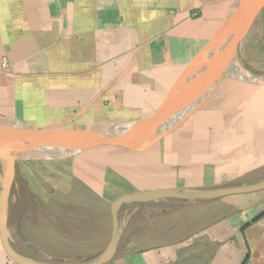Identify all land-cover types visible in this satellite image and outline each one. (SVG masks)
Here are the masks:
<instances>
[{
	"label": "crops",
	"instance_id": "obj_1",
	"mask_svg": "<svg viewBox=\"0 0 264 264\" xmlns=\"http://www.w3.org/2000/svg\"><path fill=\"white\" fill-rule=\"evenodd\" d=\"M232 1L0 0V116L50 136L81 132L97 121L150 116L180 99L185 70L213 36ZM222 88L218 85L182 126L159 140L192 119L190 136L200 114L221 112L211 143L200 147L216 151L194 162L214 164V170L203 167L202 175L192 173L195 181L176 183L191 173L186 162L178 161L175 168L174 162L164 160L157 164L161 170L153 171L143 167L152 164L147 155L152 149L122 154L125 147L110 145L117 152H105L104 162L118 173V184L134 186L131 192L219 187L236 173L227 165L232 164L234 151L238 157L250 153L258 168H264V93L256 95L254 110L244 103L236 109L234 103L226 107L211 103L214 96L224 100L218 93ZM250 125L256 133L252 144ZM204 131L210 134L209 128ZM18 134L31 136L14 131V137ZM247 158L240 163L251 162ZM148 179L154 186L147 184ZM223 200L226 205H217L225 208L223 216L210 217L212 209L202 220L200 214L183 218L185 207L195 210ZM154 214L162 221L155 222ZM127 216L118 251L107 264H264V190L215 202L135 204ZM0 264H16L1 239Z\"/></svg>",
	"mask_w": 264,
	"mask_h": 264
},
{
	"label": "rangeland",
	"instance_id": "obj_2",
	"mask_svg": "<svg viewBox=\"0 0 264 264\" xmlns=\"http://www.w3.org/2000/svg\"><path fill=\"white\" fill-rule=\"evenodd\" d=\"M236 58L244 71L249 70L259 79H264V9L255 19L248 35L243 39L237 50ZM219 86L225 87L218 92L224 95L225 101L214 100V96L211 103L215 105L224 103L225 107L234 103V105L237 104L236 109H240L244 103L248 109L254 110L257 107L256 95L260 91L264 93L262 92L264 91L263 84L243 82V80L232 76L223 78ZM238 97L241 99L238 100ZM244 98L249 100H244ZM213 113L211 116L197 114L194 119L199 117L192 130L193 134L190 136L192 119L163 142L157 141L149 146H142L140 148L142 150L146 149L145 147L152 149V152L147 154L152 158L150 159L152 164L143 167L159 172L161 169L157 164L164 160L170 163L174 162L175 168L184 161L187 164V170L190 169L191 173L184 174L183 179L177 180L176 183L186 180L195 181L192 179V173L202 175V171L205 170L203 167L213 169L214 164L194 163L201 158H207L210 151L212 153L216 151L209 147L200 148L202 143L208 145L210 137L213 136L214 124L218 123L217 119L222 118L221 112L218 116H216L217 113ZM252 113L255 114L256 110ZM0 127L27 128L4 119H0ZM208 128L210 134L204 131ZM249 129V142L252 144L256 141L255 126L250 125ZM19 137L21 136L19 135ZM113 149H115L114 146L105 145L64 160L29 161L18 165L16 183L10 198V227L16 241L15 246L19 251L42 261L79 262L93 259L105 249L111 236L108 233L112 221L111 204L119 195L125 194L122 192H131L135 189L134 186L125 185L126 182L123 185L118 184V173L111 170V167L108 168L109 165L107 166L104 162V153H109ZM140 149L125 147L121 152L122 154H136ZM190 150L192 151L191 155L186 153ZM253 151L252 148L250 152ZM235 152H233L232 164L227 165L232 169V173L234 171L236 173L230 180L222 182L223 185L220 186L255 182L264 177V168H258L260 164L253 161L255 159L250 153L238 157ZM247 156L251 162L240 163L241 159L244 160ZM108 161L112 162V159H108ZM174 170L176 169H169V173ZM1 180L2 163L0 161ZM150 181L148 179L147 184ZM149 186L154 185L149 184ZM101 193L105 196L102 197ZM233 199L238 198L233 197ZM230 200L232 201L229 198ZM216 203L207 207L204 206L206 204H201V208H197L201 209L200 212H197L196 208L192 210V207H185L183 218L185 217V220L194 216L196 218V214H200V220H202L205 216L210 215L212 209L217 211L216 216H223L225 208L217 205L221 203L226 205L224 200ZM134 207L135 205L132 207L123 206L121 210L123 218ZM209 210L211 211L209 212ZM228 210L229 208L226 209V212ZM153 219L155 222L162 221L161 219L156 220L155 214Z\"/></svg>",
	"mask_w": 264,
	"mask_h": 264
},
{
	"label": "water",
	"instance_id": "obj_3",
	"mask_svg": "<svg viewBox=\"0 0 264 264\" xmlns=\"http://www.w3.org/2000/svg\"><path fill=\"white\" fill-rule=\"evenodd\" d=\"M263 9L264 0H233L213 36L185 70L180 99L150 116L129 121H97L81 132L58 136L27 127L39 135L13 137L3 132L7 127H0V239L8 257L16 264H107L115 257L127 225L128 216L119 217L123 206L173 200L197 203L263 191L264 179L210 188H152L124 194L111 204L112 233L109 243L95 258L79 262L42 261L23 254L15 246L10 227V198L20 163L64 160L105 145L139 149L174 132L213 95L223 79L217 77L218 70L237 56L239 46ZM258 82L262 83L264 79Z\"/></svg>",
	"mask_w": 264,
	"mask_h": 264
},
{
	"label": "bare ground",
	"instance_id": "obj_4",
	"mask_svg": "<svg viewBox=\"0 0 264 264\" xmlns=\"http://www.w3.org/2000/svg\"><path fill=\"white\" fill-rule=\"evenodd\" d=\"M238 58H233L232 60H229L227 63H225L220 69L218 70V78H226L229 76L232 77H239L245 80H249L252 82H258L260 79L259 77L252 73L251 71H244L241 66L238 64ZM14 131H26L31 134V136H37L39 133H37L34 130L24 128V127H7L3 130L4 133L8 134L9 136L14 137Z\"/></svg>",
	"mask_w": 264,
	"mask_h": 264
},
{
	"label": "trees",
	"instance_id": "obj_5",
	"mask_svg": "<svg viewBox=\"0 0 264 264\" xmlns=\"http://www.w3.org/2000/svg\"><path fill=\"white\" fill-rule=\"evenodd\" d=\"M217 200H219V199H216V200H210V201H200V202H198V203L215 202V201H217ZM216 215H217V211H214V212H211V216H210V217H214V216H216ZM208 217H209V215H208Z\"/></svg>",
	"mask_w": 264,
	"mask_h": 264
}]
</instances>
